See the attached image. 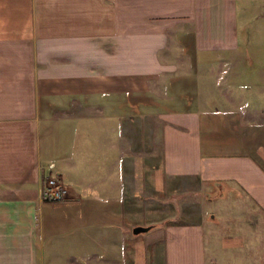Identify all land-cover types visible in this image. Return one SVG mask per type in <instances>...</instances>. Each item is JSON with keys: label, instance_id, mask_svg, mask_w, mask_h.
<instances>
[{"label": "crops", "instance_id": "obj_1", "mask_svg": "<svg viewBox=\"0 0 264 264\" xmlns=\"http://www.w3.org/2000/svg\"><path fill=\"white\" fill-rule=\"evenodd\" d=\"M252 11L264 15V0H0V264H145L144 232L132 226L157 220L150 176L155 191L166 177L229 183L223 203L237 190L236 233L208 228L206 244L199 221L147 228L165 264L243 259L264 228V139L230 140L235 121L213 118L247 104L236 71L246 42L264 41V23L245 19ZM199 55L219 71V102L198 95ZM256 93L264 98V84ZM48 175L68 183L65 197L43 196ZM222 204L231 224L234 207Z\"/></svg>", "mask_w": 264, "mask_h": 264}, {"label": "rangeland", "instance_id": "obj_2", "mask_svg": "<svg viewBox=\"0 0 264 264\" xmlns=\"http://www.w3.org/2000/svg\"><path fill=\"white\" fill-rule=\"evenodd\" d=\"M250 26H254L258 22L264 23V15L259 14L255 16V14L252 13L245 18ZM244 20V17H243ZM240 25L242 23L240 22ZM254 40V38H250ZM250 42L244 45L243 49V59L240 60V65L238 67V71H236V79H238L240 84L238 83L237 87L239 90L242 88L243 90V98L245 99V106L242 107V109H239L237 111H234L233 115L230 116L233 117L230 120L227 116L223 119L221 116H215L213 118V121L215 125L224 127V128H231L230 124H232L234 121V124L236 128L232 127V129H237L239 131V135H229L230 140L236 139V136H240L244 139L245 142L248 141H254L256 137H258L257 132L260 131L261 135L260 138L264 139V117H258V112L264 111V98L260 96L261 98L258 99L259 95L256 93V86L260 82V84H264V41L260 44L251 43ZM258 41V40H256ZM246 52V54H245ZM249 54V55H248ZM251 54V55H250ZM241 57V56H240ZM208 58H202L201 55H199V61L197 62L196 66L199 71L197 83H198V95L202 98L207 96L208 94H213V97L216 99V102H219L221 100V94L219 91H216L215 84H217V73L219 71L216 70L213 72V70H208L211 66L212 62H210V59ZM251 60V61H249ZM250 83V84H248ZM252 100L254 102H252ZM202 105V104H201ZM259 106V107H258ZM258 108V110L256 109ZM263 113H261L262 115ZM232 121V123H231ZM229 123L227 125L226 123ZM239 123V125H238ZM259 127V128H258ZM231 134V133H230ZM245 134V135H243ZM141 139L143 142L144 135L143 134H134V142H137ZM152 143V141H151ZM149 153H153V151H149ZM88 157V156H87ZM150 160H152V156H149ZM166 184L164 189L161 191H155L153 189V184L151 183V176H150V184H149V195L153 193L156 198L158 199H151V202H149L150 209L148 210V214L152 219L156 220V222H152V225L155 223H160L166 221V218L174 219L176 221H199L201 224L205 226V238H206V244L209 243V240L212 238L210 235L209 229L214 228V234L217 235V238L219 239L222 234H232L236 233V221L238 219L237 215V209H236V186L233 187V192H230L229 195H227L226 202H220L222 199L221 196L224 195V192L227 191L228 185H231L229 183H221V181H199L198 178L195 176H186V177H179V178H172V177H166ZM224 184V185H223ZM225 188V191L224 188ZM160 198V200H159ZM245 206L243 218L244 222L248 223L251 222L253 219V204L251 201L247 198L244 199ZM220 203L227 205L229 208L231 205H233V213L231 215H228L229 221H232L231 224H227L226 220H224V213L222 212L220 208ZM247 203V204H246ZM222 204V205H223ZM153 205H157L159 207L158 209H154ZM153 209H152V208ZM223 207V206H222ZM227 207L225 209H227ZM224 216V217H223ZM144 217V216H143ZM159 217V218H157ZM207 231V232H206ZM144 233L141 236L144 237V244L147 246V261L145 264H165L164 262V252L162 247L154 246V240L159 239L157 235H154L152 237V233L154 232V229H147L146 231H141ZM187 232L183 231L182 236L178 235L177 238L184 239L185 246H187L190 249V255L191 258L194 260H198L197 257L199 255L198 253V247L197 242L194 241V239L187 235H185ZM251 235V231H249ZM129 234L134 235L135 233L129 232ZM252 236V235H251ZM248 239V246H244L242 250L238 251L240 254H242L243 259H233L232 262L238 261V264H249L251 261V258L247 257H253L255 258L259 257V260L261 262H264V228L261 230L256 229L254 237H257V241L251 242V239L253 236ZM233 240L232 238H230ZM154 241V242H153ZM125 244V243H124ZM152 245V246H151ZM208 246V245H207ZM220 247V244L218 245ZM186 248V247H182ZM208 248V247H207ZM187 249V248H186ZM209 249V248H208ZM124 251H126V248H123ZM234 251H237V248H221L219 251V255H221L223 252L225 255H230L231 253L234 254ZM249 251V252H248ZM192 252V253H191ZM246 252V253H245ZM236 253V252H235ZM247 255V256H246ZM144 256V255H143ZM142 256V257H143ZM207 257H210V253H206ZM228 263V262H226ZM108 264V263H103ZM114 264V263H113ZM178 264H181L179 262ZM206 264H222L220 263H214L213 260H209V258L206 259ZM251 264V263H250Z\"/></svg>", "mask_w": 264, "mask_h": 264}, {"label": "built area", "instance_id": "obj_3", "mask_svg": "<svg viewBox=\"0 0 264 264\" xmlns=\"http://www.w3.org/2000/svg\"><path fill=\"white\" fill-rule=\"evenodd\" d=\"M68 194V183L57 175H48L45 179L43 196L45 198H62Z\"/></svg>", "mask_w": 264, "mask_h": 264}, {"label": "water", "instance_id": "obj_4", "mask_svg": "<svg viewBox=\"0 0 264 264\" xmlns=\"http://www.w3.org/2000/svg\"><path fill=\"white\" fill-rule=\"evenodd\" d=\"M149 226H150V223H146V224L136 223L132 226V231L139 232V231L147 229Z\"/></svg>", "mask_w": 264, "mask_h": 264}, {"label": "trees", "instance_id": "obj_5", "mask_svg": "<svg viewBox=\"0 0 264 264\" xmlns=\"http://www.w3.org/2000/svg\"><path fill=\"white\" fill-rule=\"evenodd\" d=\"M150 225H152V224H150Z\"/></svg>", "mask_w": 264, "mask_h": 264}]
</instances>
